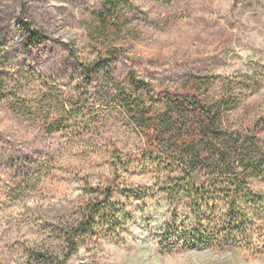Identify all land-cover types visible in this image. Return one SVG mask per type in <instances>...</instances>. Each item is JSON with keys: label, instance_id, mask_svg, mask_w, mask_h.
Listing matches in <instances>:
<instances>
[{"label": "rangeland", "instance_id": "rangeland-1", "mask_svg": "<svg viewBox=\"0 0 264 264\" xmlns=\"http://www.w3.org/2000/svg\"><path fill=\"white\" fill-rule=\"evenodd\" d=\"M102 4L0 0V77L12 83L0 100V264H41L39 251L50 264H264L257 235L235 248L200 243L196 207L170 205L106 77L83 69L108 57L126 88L135 71L160 91L232 92L231 127L264 143V0H120L108 30ZM252 190L264 197V179ZM89 210L93 230L65 260Z\"/></svg>", "mask_w": 264, "mask_h": 264}, {"label": "trees", "instance_id": "trees-1", "mask_svg": "<svg viewBox=\"0 0 264 264\" xmlns=\"http://www.w3.org/2000/svg\"><path fill=\"white\" fill-rule=\"evenodd\" d=\"M119 9L120 0H103L96 16L103 30L117 28ZM111 60L99 58L83 69L106 77L107 99L117 103L130 129L142 135L154 153L165 175L161 185L170 205L184 198L196 207L193 217L201 231L200 243L235 248L253 235L264 238V197L252 190L253 179H264V143L231 127L232 92L217 95L209 86L197 94L160 91L135 71L127 76L126 88L114 79ZM10 85L0 77V100ZM196 174L203 180L196 181ZM253 197L254 223L248 207ZM93 227L89 210L67 239L65 260L78 252ZM51 257L41 251L33 254L41 264H50Z\"/></svg>", "mask_w": 264, "mask_h": 264}]
</instances>
